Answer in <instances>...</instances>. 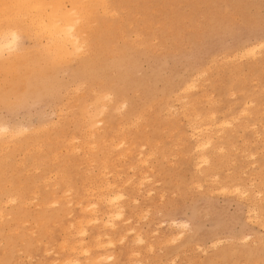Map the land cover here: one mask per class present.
Segmentation results:
<instances>
[{
    "label": "rangeland",
    "instance_id": "1",
    "mask_svg": "<svg viewBox=\"0 0 264 264\" xmlns=\"http://www.w3.org/2000/svg\"><path fill=\"white\" fill-rule=\"evenodd\" d=\"M80 25L74 62L24 30L0 57V264H264V0H95Z\"/></svg>",
    "mask_w": 264,
    "mask_h": 264
},
{
    "label": "bare ground",
    "instance_id": "2",
    "mask_svg": "<svg viewBox=\"0 0 264 264\" xmlns=\"http://www.w3.org/2000/svg\"><path fill=\"white\" fill-rule=\"evenodd\" d=\"M94 3H95V0H0V57L4 54V52H8V53H15L13 50H9L8 48H7V45L10 43V42H12V40H13V37H15L16 38V40L18 39V37H19V33H20V31L21 30H24V31H26L27 33L28 32H32L35 36H37V37H44V41H45V48L47 49V51H48V53H49V55L54 59V60H60L61 62H63L62 60H64L66 57H69V56H71V55H73V53L75 54V55H78V54H80L81 53V55H83V51H82V49H81V46L83 45L81 42V39H80V35H79V29H80V23L84 20V14L86 15V11L88 12L89 10H92V8H93V5H94ZM3 5H9L10 7L5 11V9L2 7ZM106 11V10H105ZM103 12V11H102ZM112 12V11H111ZM113 12H114V10H113ZM115 13V12H114ZM110 15H111V13H110ZM116 15V14H115ZM118 16V15H117ZM85 22V21H84ZM158 25V24H157ZM92 26V25H91ZM84 28V27H83ZM82 27H81V29H83ZM26 32H23V33H25V34H27ZM31 33V34H32ZM84 33V32H83ZM30 34V33H29ZM86 33H84L83 35H85ZM20 35H21V33H20ZM21 38H22V36H20ZM19 37V39H18V41L21 39ZM89 38V37H88ZM87 39V38H86ZM155 40V39H154ZM41 41V40H40ZM85 43V42H84ZM17 44V43H16ZM82 44V45H81ZM85 45V44H84ZM15 46H17V45H15ZM86 46V45H85ZM84 48V47H83ZM86 48V47H85ZM15 49V48H14ZM252 49V48H251ZM255 49V48H254ZM19 50V49H18ZM80 50L82 51V52H80ZM86 51V50H85ZM17 52V51H16ZM78 52V53H77ZM87 52V51H86ZM7 53V54H8ZM11 53V54H12ZM19 53V52H18ZM77 53V54H76ZM245 54H247V53H245ZM253 54H255V51H254V53ZM10 55V54H9ZM15 55H16V53H15ZM78 56H80V55H78ZM243 56V55H242ZM73 58V57H72ZM72 58H71V60H72ZM57 60V61H58ZM68 60H70L69 58H68ZM67 60V61H68ZM69 61L70 63L71 62H74V60L75 59H73V61ZM59 61V62H60ZM65 61H66V59H65ZM66 61V62H67ZM65 62V63H66ZM56 63V62H55ZM58 63V62H57ZM56 63V64H57ZM58 65V64H57ZM65 67V66H64ZM63 68V67H62ZM11 71H13V70H11ZM30 73V72H29ZM76 73V72H75ZM31 74V73H30ZM14 76H16V74L14 75ZM189 85V84H188ZM191 85H192V83H191ZM193 85H194V83H193ZM24 86V85H23ZM187 86V85H186ZM189 87V86H188ZM190 87H192V86H190ZM41 88V87H40ZM33 89V88H32ZM31 89V90H32ZM185 89V88H184ZM186 89L188 90L189 88H187L186 87ZM24 90V89H23ZM36 90V89H35ZM80 91V90H79ZM93 91V90H92ZM76 92V91H75ZM187 92V91H186ZM102 94L103 95H107V93H105V92H102ZM103 95H101V96H103ZM112 95V94H111ZM177 96V95H176ZM206 96H207V94H206ZM208 97V96H207ZM100 98H102V97H100ZM99 98V99H100ZM112 99V96H110L109 97V99ZM180 98V97H179ZM185 98H186V96H185ZM178 99V98H177ZM102 100V102H100L99 104H102V105H104V103H106L108 100L106 99V102L103 100V99H101ZM184 99H182V101H183ZM100 100H97V102H94L95 104H97L98 102H99ZM178 101V100H177ZM176 101V102H177ZM213 102V101H212ZM249 102V101H248ZM108 103H109V101H108ZM254 103V102H253ZM121 104V103H120ZM184 104H185V102H184ZM189 104V103H188ZM246 104V103H245ZM248 104H250V103H248ZM102 105H97L98 107L99 106H102ZM109 105V104H108ZM183 105V104H182ZM181 105V106H182ZM186 105V104H185ZM87 106V105H86ZM105 106V105H104ZM88 107V106H87ZM86 107V108H87ZM108 107V106H107ZM120 107V106H119ZM151 107V106H150ZM100 108V107H99ZM98 108V109H99ZM168 108H170L169 106H168ZM171 108H172V106H171ZM181 108V107H180ZM83 109V108H82ZM87 109H89V108H87ZM87 109H85V110H87ZM92 109H94V108H92ZM104 109H106V108H104ZM75 110V109H74ZM84 110V109H83ZM85 110L83 111L84 112V116H87L89 119H90V116H88V115H90L89 114V111H88V115H85L86 114V112H85ZM96 110V107H95V109H94V111ZM121 110V109H120ZM176 110V109H175ZM105 111V110H104ZM165 111H166V109H165ZM174 111V110H173ZM243 111V110H242ZM241 111V112H242ZM82 112V111H81ZM97 112H98V114H99V111L97 110ZM97 112H95V115H96V113ZM102 112V111H101ZM120 112H118V114H119ZM175 113V112H174ZM216 113V112H215ZM104 114V113H103ZM200 114V113H199ZM80 115H81V113H80ZM121 115V114H120ZM93 116H94V114H93ZM197 116H198V113H197ZM64 117V116H63ZM81 117H83V116H81ZM92 117V116H91ZM95 117V116H94ZM140 117H141V115H140ZM140 117H139V119H140ZM237 117V116H236ZM96 118V117H95ZM146 118V117H145ZM185 118V117H184ZM211 118H212V116H211ZM234 118V117H233ZM84 119H85V121L87 120L85 117H84ZM97 119V118H96ZM101 119V120H100ZM99 120H100V122H102L103 120H102V118H99ZM99 120H97V121H99ZM136 120H137V117H136ZM84 121V120H83ZM87 121H89V120H87ZM213 121V120H212ZM223 121V120H222ZM222 121H221V123H219V125L220 124H223L222 123ZM229 121V120H228ZM135 123H136V121H135ZM192 123V122H191ZM228 123H230V122H228ZM94 124V126H95V122L93 121V123H92V125ZM120 124H122V123H120ZM198 124V123H197ZM211 124V123H210ZM212 124H214L213 122H212ZM91 125V126H92ZM128 125H130V124H128ZM128 125H126V126H128ZM131 125L132 126H134L132 123H131ZM192 125H193V123H192ZM93 126V127H94ZM124 126V125H123ZM123 126H120V127H123ZM204 126H206V125H204ZM216 126V125H215ZM215 126H214V128H215ZM129 127V126H128ZM202 126H196V127H193L194 129H193V132H194V135H195V142H196V149H201V151L202 150H205V149H203V148H205V147H208V146H210V145H212V143H213V140H214V137H213V135L214 134H211V129H210V127H211V125H209V126H207V127H205V128H202V129H200ZM212 127H213V125H212ZM224 127V126H223ZM251 127V126H250ZM81 128V127H80ZM147 128V127H146ZM190 128V127H189ZM4 129V128H3ZM6 129H7V127H6ZM96 129V128H95ZM122 129V128H121ZM8 130V129H7ZM21 130V129H20ZM88 130H89V127H88ZM92 130V129H91ZM96 130H99L100 131V128L98 129H96ZM137 130V129H136ZM6 131V130H5ZM28 131V130H27ZM90 131V130H89ZM88 131V133L90 134V132ZM122 131V130H121ZM240 131V130H239ZM4 132V131H3ZM11 132H13V131H11ZM11 132H9L8 131V135H10L9 133H11ZM219 132H221V131H219ZM21 133V132H20ZM257 133V132H256ZM5 134H6V132H5ZM12 134V133H11ZM17 134V133H16ZM93 134V133H92ZM91 134V135H92ZM4 135V134H3ZM18 135V134H17ZM171 135H172V133H171ZM19 136V135H18ZM72 136H74V135H72ZM94 136V135H93ZM148 136V135H147ZM190 136H191V133H190ZM13 137H15L14 135L12 136V138ZM89 137V136H88ZM92 137V136H91ZM181 137V136H180ZM258 137H259V135H258ZM9 138H11V136L9 137ZM76 138V137H75ZM48 139V138H47ZM73 139H74V137H73ZM113 139V138H112ZM147 139H148V137H147ZM77 140V139H76ZM94 140V139H93ZM114 140V139H113ZM122 140V139H121ZM121 140H120V142H121ZM79 141V140H78ZM124 141V140H123ZM246 141V140H245ZM247 142V141H246ZM263 142V141H262ZM75 143V142H74ZM85 143V142H84ZM88 144H89V142H87ZM105 143H108V142H105ZM118 143L119 142H117V143H115L116 145H118ZM77 144V143H76ZM75 144V145H76ZM94 144V143H93ZM93 144H89L91 147H93ZM96 144V143H95ZM122 144H124V143H122ZM4 145V144H3ZM8 145H10V144H8ZM88 145V146H89ZM114 145V144H113ZM115 145V146H116ZM125 145V144H124ZM115 146H113V147H115ZM120 146H122L121 144L119 145V147ZM128 146V145H127ZM73 149H74V147L73 146H71ZM75 147H77V146H75ZM91 147H90V149H91ZM129 147V146H128ZM175 147V146H174ZM79 148V147H78ZM94 148H96V147H94ZM233 148V147H232ZM196 149H194V150H196ZM217 149H219V148H217ZM67 150V149H66ZM69 150H71V148L69 149ZM76 150V149H75ZM81 150V149H80ZM92 150V149H91ZM156 150V149H155ZM72 151H74V150H72ZM92 151H94V150H92ZM152 151V150H151ZM150 151V153L152 154L153 152H151ZM212 151V150H211ZM217 151V150H216ZM220 151V150H219ZM1 152V151H0ZM111 152V151H110ZM131 152L132 151H129L128 150V152L126 151V153H129L128 155H131ZM212 152H215V151H212ZM74 153V152H73ZM87 153V152H86ZM120 153H122V152H120ZM119 153V154H120ZM140 153V152H139ZM122 154H124V153H122ZM143 154V153H142ZM149 154V153H148ZM150 154V155H151ZM153 154H155V153H153ZM152 154V155H153ZM214 154V153H213ZM152 155H151V157H152ZM156 155V154H155ZM119 156V155H118ZM117 156V157H118ZM123 156V155H122ZM147 156V155H146ZM123 157H125V156H123ZM150 157V156H149ZM165 157V156H164ZM201 163H204V164H206V163H208V161H209V156H206L205 154H202L201 155ZM127 159V158H126ZM140 159V158H139ZM165 159V158H164ZM198 159V158H197ZM196 159V160H197ZM91 160V159H90ZM199 160V159H198ZM141 160H139L138 162H140ZM143 161V163H141V165L142 164H144V162L146 161V158H145V160H142ZM141 161V162H142ZM233 162H234V160H232ZM63 162V161H62ZM91 162V161H90ZM92 163V162H91ZM93 163H94V159H93ZM196 163V162H195ZM106 165V164H105ZM200 166V165H199ZM132 167H133V165H132ZM37 168V167H36ZM120 168V167H119ZM105 169V167L103 168V170ZM130 169V168H129ZM128 169V170H129ZM106 170V169H105ZM135 169H133V171H134ZM154 170V169H153ZM229 171V170H228ZM146 172V171H145ZM26 173H27V171H26ZM55 174V173H54ZM103 174V173H102ZM144 174V173H143ZM56 175V174H55ZM104 175V174H103ZM110 175V174H109ZM111 175H113V173L111 174ZM147 175V174H146ZM145 175V176H146ZM200 175V174H199ZM119 176V175H118ZM113 177V176H112ZM143 177V176H142ZM218 177V176H217ZM216 177V178H217ZM94 178V177H93ZM106 178V177H105ZM117 178V177H116ZM94 180V179H93ZM119 180V179H118ZM142 180V183H143V178L141 179ZM141 180H140V182L138 181V185H141V184H139V183H141ZM149 180V179H148ZM147 180V181H148ZM104 181V180H103ZM108 181V180H107ZM120 181V180H119ZM205 182V181H204ZM215 182H216V180H215ZM102 183V182H101ZM122 183H123V181H122ZM121 183V184H122ZM125 183V182H124ZM99 184V183H98ZM115 185H116V183H114ZM113 183H112V185L115 187V185H114ZM21 185V184H20ZM109 182L106 184V186H103V188H98L99 190H101V189H103L104 191H105V193L106 194H102L103 196V202L102 203H105L106 205H107V209L109 210V212H110V216L112 215L113 216V214L114 215H121V213H122V211L121 210H123V208L120 210V207L121 206H116L117 205V203H118V198L120 197L121 198V196L123 195L121 192H119V191H117V192H114V193H112V192H110V190H111V188H113V186H112ZM135 185V184H134ZM122 186H124V185H122ZM249 186H252V185H249ZM118 187V186H117ZM235 186H233V188H234ZM242 188H243V186H241ZM123 187H121V189H122ZM227 188V187H226ZM225 188V189H226ZM97 189V188H96ZM96 189H94V190H96ZM118 189H119V187H118ZM89 190V189H88ZM120 190V189H119ZM234 191H235V189H233ZM66 191H67V189H66ZM70 191V190H69ZM149 191H150V189H149ZM228 191H230V190H228ZM237 191H239V193L241 192V193H243L244 191L246 192V190H240L239 189V187L237 188ZM236 191V192H237ZM92 192H93V190H92ZM99 192V191H98ZM142 192V191H141ZM248 192V191H247ZM260 193V192H259ZM34 194V193H33ZM246 194V193H245ZM255 194V193H254ZM39 195V194H38ZM149 195V194H148ZM242 195V194H241ZM240 195V196H241ZM260 195V194H259ZM61 196V195H60ZM59 196V198H61ZM66 196V195H65ZM64 196V197H65ZM101 196V195H100ZM258 196V195H257ZM89 197V196H88ZM99 199H100V201L102 200V198L101 197H99V195L97 196ZM96 197V200L98 199ZM260 197V196H259ZM6 198V197H5ZM13 198H15V197H13ZM119 198V199H120ZM246 198V197H245ZM10 200H11V202H12V199L10 198ZM9 200V201H10ZM61 200V199H60ZM115 200H118L117 201V203H115L116 205H114V201ZM136 200V199H135ZM134 200V201H135ZM53 201V200H52ZM250 201V200H249ZM15 202V201H14ZM54 202H57V200L56 201H54ZM7 203V202H6ZM49 203H52L51 201L50 202H48V206H49ZM69 203V202H68ZM71 203V202H70ZM3 204V203H2ZM8 204V203H7ZM81 204V203H80ZM121 203H119V205H120ZM129 204V203H128ZM1 205V204H0ZM50 205H52V204H50ZM89 205V204H88ZM92 205V204H91ZM113 205H114V208H113ZM6 206V205H5ZM76 206V205H75ZM81 206V205H80ZM85 206H86V204H85ZM84 206V207H85ZM116 206V207H115ZM87 207V206H86ZM89 207V206H88ZM93 207V206H92ZM92 207H89V208H91V210H93L92 209ZM264 208V207H263ZM86 209V208H85ZM84 210V209H83ZM90 210V209H89ZM90 210V211H91ZM95 211H96V207H95V209H94ZM84 211H86L87 212V210H84ZM83 211V212H84ZM89 211V212H90ZM91 212H94V211H91ZM1 214H2V212H0ZM99 213H101V212H99ZM71 214V213H70ZM96 214V213H95ZM106 214V213H105ZM109 214V213H108ZM107 215V214H106ZM108 216V215H107ZM112 216H111V218H112ZM142 216V215H141ZM0 217H1V215H0ZM94 217V219H99V217L97 216V215H95V216H93ZM120 217V216H119ZM79 218H81V217H79ZM79 218H78V220H79ZM115 218V217H114ZM2 219H3V217H2ZM1 219V220H2ZM89 219V218H88ZM88 219H86V220H88ZM90 219H92L91 217H90ZM89 219V220H90ZM77 220V219H76ZM81 220V219H80ZM85 220V221H86ZM105 220V219H104ZM127 220V219H126ZM83 221V220H82ZM79 222L78 221V223H83V222ZM129 221H130V219H129ZM128 221V222H129ZM20 222V221H19ZM77 222V221H76ZM105 222V221H104ZM110 222H111V219H110ZM25 223V222H24ZM28 223V222H27ZM108 223V222H107ZM69 224V223H68ZM85 224H87V223H85ZM105 223H103V225H104ZM111 224H113V225H115L114 223H112L111 222ZM72 225H73V223L71 224V227H72ZM88 225V224H87ZM110 225V224H109ZM113 225H111V226H113ZM37 226V225H36ZM77 226H79L78 228H79V232H84V230L81 228L80 229V227H81V225L79 224V225H77ZM76 226V227H77ZM106 226V224L104 225V226H102V227H105ZM106 228V227H105ZM85 229V228H84ZM69 230V229H68ZM18 232V231H17ZM75 232H76V230H75ZM78 232V231H77ZM133 232V231H132ZM71 233V232H70ZM33 234V233H32ZM77 234V233H76ZM127 234V233H126ZM83 235H84V233H83ZM140 234H138V236H139ZM142 235V234H141ZM99 236H101V235H99ZM98 237V236H97ZM139 237H141V240H142V236H139ZM67 238V237H66ZM99 238H101V237H98V241H99ZM103 238V237H102ZM111 238V237H110ZM118 238H120V237H118ZM125 238V237H124ZM65 239V238H64ZM96 239V238H95ZM136 239H138V238H136ZM61 240V239H60ZM67 240V239H66ZM66 240H64V241H66ZM144 240V239H143ZM37 241H38V239H37ZM64 241H62V243L64 242ZM85 242H86V240H84ZM112 243L114 244V240L112 239ZM116 241V240H115ZM118 241V240H117ZM116 241V242H117ZM132 241V240H131ZM61 242V241H60ZM60 242L58 243V244H60ZM102 242V241H101ZM100 241H99V243L98 244H100L101 243ZM108 242V241H107ZM110 242H111V239H110ZM66 245L65 246H67V242H64ZM64 243H63V245H62V247H64ZM69 243V242H68ZM104 243V242H103ZM122 243V242H121ZM135 243V242H134ZM139 243H141L140 241H139ZM144 243V242H143ZM72 244H74L75 246H77L76 244H77V242H76V240H75V243H72ZM82 244V243H81ZM97 244V245H98ZM102 244V243H101ZM132 244V243H131ZM103 245V244H102ZM115 245V244H114ZM46 246V245H45ZM70 247H71V245H69ZM82 246L83 245H81V246H79V248H82ZM96 246V245H95ZM94 246V247H95ZM104 246H106V247H109V246H107V245H104ZM110 246H112V245H110ZM153 246V245H152ZM58 247H59V245H58ZM70 247H68V248H70ZM101 247V246H100ZM66 248V250H68V248L67 247H65ZM86 248V247H85ZM84 247H83V250L85 249ZM91 248V247H90ZM89 248V249H90ZM95 248H97V247H95ZM99 248V247H98ZM104 248V247H103ZM153 248V247H152ZM62 249V248H61ZM74 249H75V247H74ZM77 249V248H76ZM88 249V248H87ZM86 249V250H87ZM94 249V248H93ZM60 250V249H59ZM62 250H65V249H62ZM70 250H71V248H70ZM69 250V251H70ZM79 250V249H78ZM86 250H84V251H86ZM144 250V249H143ZM50 251V250H49ZM68 251V252H69ZM80 251H82V249L80 250ZM88 251V250H87ZM150 251V250H149ZM2 252H4V250L2 251ZM51 252V251H50ZM73 252V251H72ZM76 252V251H75ZM89 252V251H88ZM77 253H78V251H77ZM81 253H83V252H81ZM79 254H80V252H79ZM78 254V255H79ZM139 254V253H138ZM98 255V254H97ZM112 256H113V254H111ZM111 255H108V256H111ZM133 256H134V254H132ZM131 254L129 255V256H132ZM99 257H100V255H98ZM101 256H102V254H101ZM72 257V256H71ZM70 257V258H71ZM103 257H106V255L105 256H103ZM136 257V256H135ZM66 258V257H65ZM64 258V259H65ZM96 258H98V257H96ZM96 258H94V259H96ZM111 258H113V257H111ZM110 258V259H111ZM68 260H64V262L66 263V262H69V258H67ZM74 259V258H73ZM73 259H70V261H72ZM100 260H101V258H99ZM105 259V258H104ZM75 261L77 260V259H74ZM97 260V262H98V259H96ZM95 260V261H96ZM103 260V259H102ZM86 261V260H85ZM92 261H94V260H92ZM105 261V260H104ZM53 262V261H52ZM58 262V261H57ZM63 261H61V263H62ZM131 262H133V264H134V260L133 261H131ZM128 263H130V261L128 262ZM136 263V262H135ZM141 263V262H140ZM51 264V263H50ZM63 264V263H62ZM67 264V263H66ZM70 264H72V263H70ZM74 264H75V262H74ZM131 264V263H130Z\"/></svg>",
    "mask_w": 264,
    "mask_h": 264
},
{
    "label": "snow or ice",
    "instance_id": "3",
    "mask_svg": "<svg viewBox=\"0 0 264 264\" xmlns=\"http://www.w3.org/2000/svg\"><path fill=\"white\" fill-rule=\"evenodd\" d=\"M2 7H3V8L5 9V11H6L10 6H9V5H3ZM16 42H17L16 38L13 37L12 42H10V43L7 45V48H8L10 51H11V50H14L15 45H16Z\"/></svg>",
    "mask_w": 264,
    "mask_h": 264
}]
</instances>
